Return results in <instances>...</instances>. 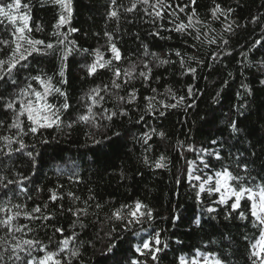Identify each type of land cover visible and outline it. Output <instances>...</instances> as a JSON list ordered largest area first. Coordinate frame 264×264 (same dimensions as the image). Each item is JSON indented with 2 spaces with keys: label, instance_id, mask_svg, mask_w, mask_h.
<instances>
[{
  "label": "trees",
  "instance_id": "16d2710c",
  "mask_svg": "<svg viewBox=\"0 0 264 264\" xmlns=\"http://www.w3.org/2000/svg\"><path fill=\"white\" fill-rule=\"evenodd\" d=\"M133 2L117 0V5L122 6L117 20L107 15L111 0H72L71 22L59 29L67 34L64 45H57L47 55L33 54L26 68L14 70L7 83L0 82V96L14 98L29 83L42 90L29 77L46 73L53 77L55 87L67 93L70 104L69 109L61 111L60 128L53 126L31 133L27 127L30 122L22 116L26 134L21 133L18 138L23 139L25 148L19 152L15 151L19 144L13 142L9 154L6 143L0 139V176L6 178L4 183L21 181L7 189L0 185V207L6 203L9 207L20 205L13 212L29 213L41 207L40 213H32L38 219L24 215L16 218L15 226L27 225L21 232L7 233L6 228L0 227V255L5 264H25L30 258L26 252H20L21 260H8L15 242L13 236L16 240L39 241L32 250L37 257L44 255L42 248L58 252L63 239L69 238L68 247L58 256L64 264H130L132 259L146 260L147 264H179L181 256L190 259L196 249L215 253L226 264H251L244 237L256 233L252 219H238L239 210L225 219L231 201L219 204V194L209 195L205 190L197 198V192L203 179L224 168L235 176H244L248 186L264 183V84L260 83L264 80V0H197L194 27L184 32L175 31V25L188 23L191 7L184 12L179 8L189 5L190 0H163L170 7L162 10L160 18L155 17L152 7L143 4L132 12L124 11ZM22 3L30 4L34 39L53 44L63 39L52 35L59 18L58 6L49 0ZM154 3L150 0V4ZM215 4L234 11L216 19L211 11ZM228 24L232 25L230 32L225 30ZM37 25L43 30L36 31ZM70 28L78 31L69 32ZM197 29L199 40L194 38ZM11 31L12 25L7 21L0 23V40H11ZM106 32L112 34L122 59L113 60L111 68H98L89 75L88 66L96 59L95 50L99 49L103 59H112ZM212 40L215 42L209 43ZM257 40L261 43L256 44ZM65 47L72 51L66 61H61ZM0 48L4 49L0 59L6 58L10 47ZM145 51L150 55L144 56ZM151 53L168 63L158 64ZM143 62L152 68L148 80L139 77L140 71H147ZM62 63L66 65V83H61L59 76ZM132 63L137 65V78L125 84L127 78L122 75L117 80L122 87L116 89L112 84L114 69L123 73ZM190 67L196 68L195 74L187 71ZM11 79L17 80V84L12 85ZM242 85H247L251 93ZM97 87L103 100L93 111L101 127H94L92 122L73 123L86 113V104L91 103L86 94ZM189 87L192 95L188 94ZM133 90L136 99L131 103L117 100V96L127 100ZM150 96H155L151 112L145 100ZM180 97L184 100L176 108H164L160 103L175 104ZM48 101L59 106L64 97L54 93ZM121 108L127 115H117L111 121L99 115L104 109L108 110L104 112L107 116ZM160 111L165 114L160 116ZM0 121L4 122L0 137H16L17 130L8 127L14 123V112L0 107ZM233 121L239 129L235 133L230 128ZM160 132L165 133L163 138ZM145 133L151 136L147 143L142 139ZM28 152L32 153L31 158ZM161 154L167 158L166 167L158 168L155 164ZM195 176L202 180L194 179ZM210 186H215L214 180ZM52 192L59 199H49ZM137 200L153 211L151 221L145 219L126 226V221L114 218V212L122 205ZM248 206L246 201L241 202V210L246 213ZM208 207L216 211L209 213ZM5 215L0 213V219ZM56 228L64 231L55 232ZM156 231L168 246L158 254L157 261H152L150 256L135 252L134 246ZM5 239L8 245L4 244ZM72 252L78 255L72 256Z\"/></svg>",
  "mask_w": 264,
  "mask_h": 264
},
{
  "label": "snow or ice",
  "instance_id": "6c2138e0",
  "mask_svg": "<svg viewBox=\"0 0 264 264\" xmlns=\"http://www.w3.org/2000/svg\"><path fill=\"white\" fill-rule=\"evenodd\" d=\"M49 2L53 5L59 7V18L54 25V31L52 33L53 36L61 37L63 39H58L56 44L52 42H45L41 39H34L31 36L33 31L30 21L32 19L30 12V4L22 3V0H10V2L5 3L4 0H0V23L7 21L10 25H12V39L11 40H0V45H4L6 47H10V52L7 54L6 58L0 59V82L7 83L9 78L13 76L14 70H18L19 67H27V61L29 57L33 56V54H42L47 55L53 52L57 45H64L65 40L67 39V34L59 31L64 25H68L72 19V0H49ZM197 0H190L189 5H185L184 7H180L179 11L184 12L186 7H191V15L188 16V23L180 22L175 25V31L184 32L187 29L193 28V17L196 16V8L195 5ZM138 4H143L146 6H150L154 9L155 17L160 18L161 12L164 8L170 7L163 3V0H155L154 4H150V0H134L131 4V7L124 8L126 12H132L137 8ZM119 7L117 5V0H111L110 9L107 13L109 19H117L119 20ZM159 9V10H157ZM147 7L144 9L147 12ZM212 16L216 19H219L220 15H229L234 9L228 8L224 10L221 8L220 4H215V7L211 10ZM175 15V13H173ZM219 14V15H218ZM255 19V18H254ZM199 23V21H197ZM36 31H42V27L37 25ZM226 31H232V25L228 24L225 28ZM78 29L70 28L69 32H76ZM159 35V33H156ZM105 36L108 38L109 51L112 53V59L105 60L103 59L102 53L99 49L95 50L96 59L93 61L91 65L88 66V74L93 75L96 73L98 68H111L112 61H120L122 59L121 51L117 47L116 43L113 42L112 34L105 33ZM199 40V30L197 29V35L194 37ZM215 41H209V43H214ZM73 45L75 42H71ZM227 43V41H225ZM261 41L257 40L256 44H260ZM4 49L0 48V52H3ZM72 49L65 47L63 51V55H61V61H66L68 56L71 54ZM81 51L87 52L88 49H82ZM150 53L147 51L144 52V56H148ZM153 58L158 60V64L168 63L167 60L159 59L155 53H151ZM177 56H180L181 53L179 51L176 52ZM189 59H195V57H189ZM23 62V63H22ZM181 64L183 66L184 61L181 60ZM65 67L64 63L61 64L59 76L62 78L61 83H66V80L63 79L65 76ZM143 67L147 69V71H140L139 77H143L145 80L150 79L152 68L148 65L147 62H143ZM137 69V65L132 63L131 66L121 72V69L115 68L113 75L115 79H113L112 84L116 89H120L122 85L117 83V80L123 75L127 79L124 80V83L127 84L131 82V80L137 78L135 76ZM189 73L195 74L196 68H188ZM53 77L47 76L46 73H40L35 76H30L29 80L38 82L41 86L42 90H37L33 88L32 84L29 83L25 88L19 89V93L14 98H6L4 96H0V107H3L9 111L14 112V123L9 125L10 129H16V137L12 135H4L0 137L8 148V153L10 154L13 149L11 145L13 142L19 144V148L15 149V151L19 152L21 149L25 148V144L21 137V133H24V128L22 127L23 121L20 119L22 116H26L27 120L30 122L27 127L28 131L31 133H37L41 129L52 128L53 126L60 128L61 120L60 114L62 110H67L70 108V104L67 102V93L62 91L61 88L55 87L52 84ZM261 84H264V80L260 81ZM11 84L16 85L17 80L11 79ZM249 93H251V89L248 88L247 85H242ZM107 86H105V89ZM101 89L99 87L93 88L90 90L88 94H86V98L91 101L90 104H86V113L79 115L73 123H89L92 122L93 126L96 128H100L101 124L96 121V115L93 111V108L103 100V97L100 96ZM155 92V89H153ZM168 92L172 94L171 89H168ZM58 94L61 97H64V102L59 106L54 105L48 101L49 96L52 94ZM188 94L192 95V89L189 87ZM219 95V93H217ZM173 98L175 95L172 94ZM136 99V91L133 90L129 93V96L126 100L125 97L117 96L118 101H125L127 103H131ZM147 101V110L149 112L153 111L154 105L153 101L155 100V96L145 97ZM184 100V97H180L177 103L175 104H164L163 101L160 103L164 108H176L179 103ZM104 112H108L107 109H104L103 112L99 113L101 119H106L111 121L113 117L117 115H127V112L121 108L119 112L111 111L107 116L104 115ZM164 111H160L159 115L163 116ZM143 119V117H141ZM4 127V122L0 121V128ZM68 127H72V123L68 124ZM230 128L232 132H238L239 129L235 121L231 122ZM154 131V130H153ZM26 134V133H24ZM118 135V133L114 134ZM159 136L163 138L165 136L164 132H160ZM108 137H105L107 139ZM151 138L150 134L145 133L142 137L145 143ZM96 144H100L101 141H94ZM27 155L31 158L32 153L28 152ZM217 159H219V154H215ZM167 158L161 154L159 159L156 161L155 166L158 168L166 167L164 163ZM147 157H145V163H147ZM245 169L247 166H244ZM189 168L191 169V162L189 164ZM189 178L192 179L191 171L189 172ZM5 177L0 176V185L4 189H7L11 184H20L21 181H13L7 180V183H4ZM27 179V177H24ZM194 179L202 180V177L195 176ZM214 180V187L210 186ZM244 176H235L230 172L227 168L222 169L221 171H217L214 173V176H208L206 179H203L199 184V192H197V198H199L200 192H204L207 190L209 195L212 193L219 194V204H229L230 203V211L225 216V219H229L232 217L233 213H236L238 210V219L247 220L249 218L252 219L253 227L256 229V233H254L251 237L245 236L244 239L248 241V258L251 261V264H264V183L248 186L244 183ZM206 186L207 189H206ZM71 196L72 194L69 193ZM49 199L52 201H56L59 199L58 195L55 192H52ZM246 201L248 203L247 213L244 210H241V202ZM20 205H12L9 207L8 204H4L0 207V213H6L3 219H0V227L6 228L7 233L13 232H21L23 229L27 228V225L15 226L14 221L17 217L24 215L26 218L30 219H38L39 217L33 216L32 213H40L41 207L37 206L32 209V212H21L15 211L13 212V208L19 209ZM44 207H47L45 204ZM99 208L100 205L98 204ZM71 211V209H69ZM79 211H86L78 210ZM207 211L212 213L216 211L213 207H208ZM114 218L118 221H126V226L140 224L146 220L151 221L153 219V211L148 208L147 205L143 204L141 201L137 200L134 204L131 205H122L121 208L117 209L114 214ZM44 219H49L48 216H44ZM196 223H199L197 220ZM28 231H32V229H28ZM63 228H56L55 232L62 233ZM142 231H146V229H142ZM75 233H73V237H75ZM13 241H15L11 245V254L8 255V260H21L20 252H26L30 258H28L25 264H64V262L58 258L59 254L62 253L69 244V238L65 237L61 242V247L58 252L56 251H46L45 249H41L44 251V255L42 256H33L32 250L34 247L39 245V241L32 239H21L16 240V238L12 237ZM9 241L7 239L4 240V244L8 245ZM163 244V247L161 245ZM167 243L162 242L160 239V232L156 231L154 234H149L147 239H143L140 244L134 246L135 252L139 253L141 256H150L152 261H157L159 259L158 254L163 251L164 248H167ZM111 250V249H109ZM7 251V249H5ZM77 252H72V256H77ZM0 264H5L4 256L0 255ZM130 264H147V261H141L139 259H132ZM179 264H226V261L223 260L219 255L215 253H202L199 249L195 250L194 255L188 259L185 256H181L179 258Z\"/></svg>",
  "mask_w": 264,
  "mask_h": 264
},
{
  "label": "rangeland",
  "instance_id": "374dc122",
  "mask_svg": "<svg viewBox=\"0 0 264 264\" xmlns=\"http://www.w3.org/2000/svg\"><path fill=\"white\" fill-rule=\"evenodd\" d=\"M208 186H206V188H207Z\"/></svg>",
  "mask_w": 264,
  "mask_h": 264
}]
</instances>
